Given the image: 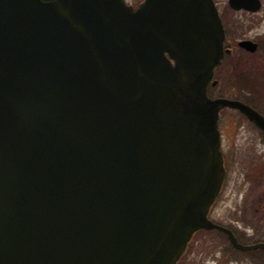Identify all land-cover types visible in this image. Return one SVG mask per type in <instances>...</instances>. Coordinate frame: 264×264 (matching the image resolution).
<instances>
[{"label":"water","instance_id":"95a60500","mask_svg":"<svg viewBox=\"0 0 264 264\" xmlns=\"http://www.w3.org/2000/svg\"><path fill=\"white\" fill-rule=\"evenodd\" d=\"M257 11L259 0H230ZM213 0H0V264H178L227 171Z\"/></svg>","mask_w":264,"mask_h":264},{"label":"rangeland","instance_id":"374dc122","mask_svg":"<svg viewBox=\"0 0 264 264\" xmlns=\"http://www.w3.org/2000/svg\"><path fill=\"white\" fill-rule=\"evenodd\" d=\"M139 1L128 0L136 6ZM237 15L235 24L252 25L251 36L264 33V8L258 15ZM242 124L236 141L231 139L232 131L226 133L224 151L230 155L231 161L227 165L224 188L211 210L210 219L231 228L242 243L253 244L264 242V164L260 163V154L256 151L257 144L259 146L257 131L245 122ZM179 264L264 263L259 252L239 254L219 231L202 230L195 234Z\"/></svg>","mask_w":264,"mask_h":264},{"label":"flooded vegetation","instance_id":"af4514ba","mask_svg":"<svg viewBox=\"0 0 264 264\" xmlns=\"http://www.w3.org/2000/svg\"><path fill=\"white\" fill-rule=\"evenodd\" d=\"M143 1H139L138 6ZM213 1L222 20L225 39L224 57L222 63L216 67L208 85V96L211 99L238 101L264 118V33L251 36V24H235L237 14L258 15L264 8V0H259L261 7L257 11L246 8L237 9L231 5L230 0ZM129 4L138 8L135 4ZM224 9L227 10L223 11ZM242 122L249 124L257 131L259 146L257 144L256 151L260 154V163L264 164V128L251 120L241 109L226 106L220 110L218 122L226 168L231 161L230 155L224 151L226 133L232 131L231 139L236 141ZM254 251L261 254V260L264 263V251L262 249Z\"/></svg>","mask_w":264,"mask_h":264},{"label":"trees","instance_id":"16d2710c","mask_svg":"<svg viewBox=\"0 0 264 264\" xmlns=\"http://www.w3.org/2000/svg\"><path fill=\"white\" fill-rule=\"evenodd\" d=\"M224 235V234H223ZM234 249V248H233ZM235 250V249H234ZM237 253L239 254H245V252H241V251H238V250H235Z\"/></svg>","mask_w":264,"mask_h":264}]
</instances>
